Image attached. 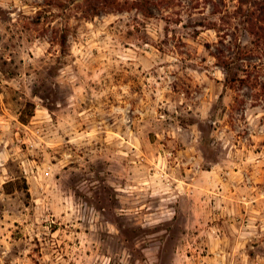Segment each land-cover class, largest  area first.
Wrapping results in <instances>:
<instances>
[{"label": "rangeland", "instance_id": "1", "mask_svg": "<svg viewBox=\"0 0 264 264\" xmlns=\"http://www.w3.org/2000/svg\"><path fill=\"white\" fill-rule=\"evenodd\" d=\"M146 1L0 0V264H264L261 1Z\"/></svg>", "mask_w": 264, "mask_h": 264}, {"label": "trees", "instance_id": "2", "mask_svg": "<svg viewBox=\"0 0 264 264\" xmlns=\"http://www.w3.org/2000/svg\"><path fill=\"white\" fill-rule=\"evenodd\" d=\"M108 0H88V2H94L96 6L100 5L101 3L106 5ZM241 1V0H240ZM260 7H259V13L257 18L255 19V23L250 24V30L249 33L254 37V42L256 46H259L261 42H264V28L260 25V23L264 22V0H259ZM112 4L116 3L115 1L110 2ZM117 5V4H116ZM132 8L138 9L145 13L146 15H149V7L147 5L146 0H133L132 2ZM94 14H97L99 10H95Z\"/></svg>", "mask_w": 264, "mask_h": 264}]
</instances>
